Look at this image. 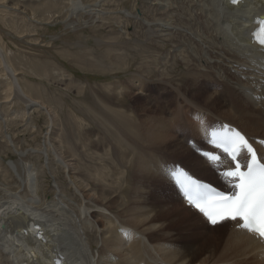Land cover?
<instances>
[{
    "label": "bare ground",
    "instance_id": "bare-ground-1",
    "mask_svg": "<svg viewBox=\"0 0 264 264\" xmlns=\"http://www.w3.org/2000/svg\"><path fill=\"white\" fill-rule=\"evenodd\" d=\"M100 2L101 0L98 3L86 5L77 1L70 7L74 13L85 12L90 16L99 15L102 10V8L101 10L98 8ZM147 5L150 16L144 14L139 17V20L142 21L140 22L142 26H140L144 29L141 31V35L162 54L157 57L160 64H158V68H161V70L155 71L157 79H159L158 82L163 81L164 83L165 80L167 85L175 84L177 94L174 97L179 96V99L183 101L185 98L179 93L178 87H182L188 82H198L200 80L198 76L207 73L205 79L217 82L226 93V98L220 96L219 93L222 90L218 92V96H212L213 98L209 96L210 98L207 99L205 96V100L203 96V99L200 100L205 101V110L220 117L217 109L226 107L227 110H224L223 113L229 115L232 120L230 122V120L220 119V121L238 126L251 139L254 137L264 139V48L254 43L251 38L252 29L257 24L256 18L259 20L264 17V3L259 0L240 1L238 5H231L227 3V0H150ZM0 54L1 63L11 83V89L13 88L26 100V106L30 109L35 100L26 98L25 92L15 77L14 69L8 64L6 55L1 50ZM168 57L173 60L171 64H175L174 61H176L182 65L185 69L184 76L187 75L186 78L191 81L187 80L185 83L183 75H180L182 78H177L181 79L180 83L181 81L183 83H175L174 79L168 76V71H165L167 62L170 61L167 60ZM118 58L117 52L113 51L111 61L118 63ZM120 84L117 82L114 85H104V88L99 89L91 87L93 107L99 108L105 117L109 115L115 122V126H120L121 130L129 132L133 137H139V128L136 127L138 125L132 117L133 111L126 110L132 114L128 113V115L125 111L114 107L119 106L120 102H123L122 99L117 102L116 98L115 101L109 99L110 93L122 97L123 85ZM139 88H143V83L140 82ZM111 90L113 91L111 92ZM126 90L124 88L122 93L125 94ZM99 91L103 94L99 95ZM193 91H197L196 88ZM189 95L191 96V94ZM82 96L84 97L85 94ZM221 100L222 103H220ZM190 104L194 105L195 103ZM83 105L85 104L83 103ZM213 107L215 112L218 111L217 113L211 111L210 108L213 109ZM99 112L97 115L101 113ZM94 116L96 115L94 114ZM202 116L200 114L199 119H203V121L196 123L193 121L194 126L188 125L187 118L183 120L181 126L180 133L194 135L195 143H197L196 148L201 141L203 143L205 141V137L202 138L201 133L214 126L212 125L214 121L209 124V118ZM105 117L102 118L105 119ZM104 119L99 118L98 122H104ZM94 120L93 123H95ZM144 120L146 119L144 118ZM105 126L100 123L98 125L102 130L101 135H107V137L101 136L98 132L95 135H84L85 138L83 137L84 140L80 142V145L67 151V155L63 156L65 151L60 157L57 155L59 163L66 169L74 191L79 194L80 205L74 206L67 203L59 194L53 198V202L43 205L42 201L33 195L36 191V180L31 169L26 172V181L30 190L28 197L8 192L4 188L1 189L0 251L6 254L9 264H53V260L58 259L68 264H264V243L254 234L236 228L235 222L226 220L214 226L226 224L223 229V239L216 246L214 241L217 237L212 236L214 232L211 231L213 226H209L194 209L189 206L185 207V202L170 182L168 174H165L167 168L174 166L167 167L166 161L165 164L163 161L165 158L183 154L188 158V155H191L192 147L186 145L183 148V145L175 143L169 136L172 141H168L167 138L168 142L159 140L161 143L155 147L158 156L150 157L147 163L141 158V154L145 153L147 149L141 148L138 142L131 146L126 141V137L115 132L114 127L112 128L113 132H110ZM156 139L158 141L159 136L153 133L149 140L154 143ZM113 151H117L116 158L112 156L113 159L108 160V153H113ZM196 151L198 152L199 148ZM134 157L137 158L133 162ZM193 157L198 158V161L192 163L193 170L206 177H211V169L214 167L203 157L198 155H193ZM137 167H143L147 171L148 176L144 178L147 179L146 185H138L139 182L132 180L133 171ZM193 170H190L192 174L194 173L197 177L205 180ZM124 182L126 187L130 186L133 196L127 195L128 193L124 192L125 188L122 189L120 183ZM124 196L126 197L125 202L135 203V208L130 207L131 210L133 209L132 212L134 209L139 210L133 212H136L135 216L128 213L129 207L120 204ZM129 204L127 203V205ZM123 206L127 209L125 207L124 209ZM102 220L110 222L119 220L121 223L124 222L122 224L127 227L138 229L141 232L139 241L144 245L150 240H162L167 254L164 258L137 257L134 260L131 258L120 260L112 252L102 246L96 247V243L92 242L93 235L96 233L98 235L96 241H99L100 244L119 249L118 243L110 235L105 236L106 226ZM37 224L40 226V235L43 236V239L40 236L36 237L35 226ZM89 228L94 231L89 232ZM116 229L122 233L125 232L122 228L117 227ZM89 235H92V238L86 237Z\"/></svg>",
    "mask_w": 264,
    "mask_h": 264
},
{
    "label": "rangeland",
    "instance_id": "rangeland-1",
    "mask_svg": "<svg viewBox=\"0 0 264 264\" xmlns=\"http://www.w3.org/2000/svg\"><path fill=\"white\" fill-rule=\"evenodd\" d=\"M77 1L90 5L95 2L98 3L99 0H0V50L6 55L8 64L14 69L15 77L25 92L26 98L35 100L32 107L28 109L26 100L17 94L13 88L11 89L9 77L1 63L2 60H0V195L2 194L1 189L4 188L8 192L28 197L30 190L26 181V172L31 169L36 180V191L33 195L42 201L43 205L53 202V198L58 194L67 203L74 206L80 205L79 194L74 191L66 169L59 163L57 155L60 157L65 152L63 156L67 155V151H71L72 148L80 145V142L85 138L84 135H95L97 132L101 135L102 130L98 127L99 123L102 126L106 125L110 132H113L112 128L114 127L115 132L126 137V141L131 146L138 142L141 148L147 149L145 153L141 154V158L147 163L150 157L158 156L155 147L161 143L159 140H163V142L174 140L175 143L183 145V148L189 145L193 149L188 158L184 154L182 156L176 155L173 158H163V163L166 161L167 167L181 165L193 170L192 163L198 161V158H194L193 155L201 157L196 149L201 148L203 142L201 141L196 148L197 143H195L194 135L180 133L183 120L187 118L188 125L191 126H194L193 121L195 123L203 121V119H199L200 114L204 118H209V124L212 121L214 123L221 122L220 119L230 120V122L232 120L229 115L223 113L224 110H227L226 107L217 109L220 117H216L205 110V101L202 102L200 99H203V96L204 98L206 96L207 99L218 96V92L222 90L217 82L212 79H205L207 73L200 74L198 82L187 83V80H191L186 78L187 75L184 76L185 69L182 65L176 61H174L175 64H171L172 58H167L170 60L165 67L168 76L173 78L176 83L181 80L177 77L183 75L185 83H187L178 87L179 93L185 98L183 101L179 99V96L174 97L177 94L175 84L173 86L167 85L165 80L164 83L163 81L158 82L159 79H157L155 71L161 70L160 67L158 68L160 64L157 58L161 52L158 49L155 50L150 41L142 37L141 31L144 29L141 27L140 22L142 21L139 20V17L144 16V14L150 16L148 13L150 10L147 7L150 0H101V7L98 8L100 10L102 8V14L91 16L85 12L74 13L71 11L70 6ZM113 51L118 54V63L111 61ZM202 64L204 63L202 62ZM143 67L148 71H146L147 75ZM139 68H142L143 71ZM117 82L121 83L123 89L127 90L123 94V89H121L122 97L110 93L109 99L111 101L117 99L116 102L122 99L123 102L114 107L125 111L126 114H131V112L126 111L128 109L133 111L132 117L138 125L136 127L139 128V137H133L129 132L121 130L120 126H115V122L109 115L105 117L99 108L93 107L90 88H104V85H114ZM140 82L143 83L142 89L139 88ZM181 83L183 82L181 81ZM190 84L195 87L192 88ZM185 86L187 87L184 88ZM195 88L197 90L195 92L199 95L193 91ZM82 91L85 92L82 93ZM82 94L85 96L83 97ZM98 94L102 95L103 93L99 91ZM219 94L226 98V93L223 90ZM192 96L195 97V101ZM87 105L88 108H86ZM157 108L158 110H156ZM46 109L47 111H45ZM210 109L213 113H217L214 111V107ZM98 112L99 115H97ZM90 116L91 118H89ZM92 118L96 120H94L95 123L92 122ZM99 118L104 119L106 123L98 122ZM146 121L150 122L147 123ZM150 127L152 128L150 129ZM97 128L100 131H97ZM153 133H156L159 139L151 143L149 139ZM201 134L203 138L204 133ZM101 136L107 137V135ZM52 144L53 146H51ZM116 154L117 151L108 153L107 159L112 160L114 156L116 158ZM136 158L134 157L133 162ZM137 168L133 171L132 180L139 182L138 185H146L147 179L144 178L148 176L147 171L143 167ZM148 168L150 167L148 166ZM167 171L168 169L166 175ZM193 171L201 175L196 170ZM211 171V177L204 175L201 177L212 183H219L216 168L211 169ZM120 185H122V189L125 188L124 192L128 193L127 195L133 196L130 186L127 188L125 182L120 183ZM164 185L166 186L165 183ZM125 200L126 197L124 196L120 204L129 207L128 213L135 216L136 212H133L138 209H134L133 212V209L131 210V208H135V203L132 202L130 205ZM185 207L188 206L185 205ZM102 221L106 226L105 236L110 235L118 243L119 249L116 250L110 245L100 244L99 241H96L98 236L96 233L93 235L92 242L96 243V247L102 246L112 252L120 260L128 258L134 260L137 257L164 258L167 254V249L164 248L165 245L162 240H150L144 245L139 241L141 232L138 229L127 227L122 224L124 222L121 223L119 220L117 222ZM225 226L226 224L218 227L213 226L211 230L214 232L212 236L217 237L214 241L216 246L223 239ZM117 227L122 228L125 232L118 231ZM88 231L92 233L94 230L89 228ZM86 237L92 238V235ZM205 238L207 240V237ZM150 250L152 252H148ZM6 263L9 264L6 260V254L0 251V264Z\"/></svg>",
    "mask_w": 264,
    "mask_h": 264
},
{
    "label": "snow or ice",
    "instance_id": "snow-or-ice-1",
    "mask_svg": "<svg viewBox=\"0 0 264 264\" xmlns=\"http://www.w3.org/2000/svg\"><path fill=\"white\" fill-rule=\"evenodd\" d=\"M239 2L227 0L231 5ZM251 35L253 42L264 48V17L257 21ZM210 137L209 143L222 151L230 164L224 167L221 156L212 151L203 152V156L218 170L231 192L217 191L183 169L170 170L169 175L179 186L187 205L208 223L215 226L232 220L238 227L264 239V157L258 155L257 149L240 131L226 127L223 132L212 131ZM260 143L264 144V140ZM39 228L37 224V235L43 239ZM56 264H62V260L58 259Z\"/></svg>",
    "mask_w": 264,
    "mask_h": 264
}]
</instances>
